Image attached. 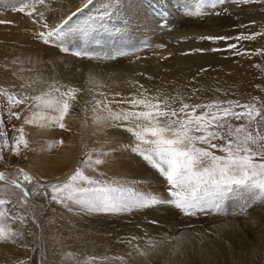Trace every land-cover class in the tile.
Returning a JSON list of instances; mask_svg holds the SVG:
<instances>
[{"label":"rangeland","instance_id":"rangeland-1","mask_svg":"<svg viewBox=\"0 0 264 264\" xmlns=\"http://www.w3.org/2000/svg\"><path fill=\"white\" fill-rule=\"evenodd\" d=\"M75 1L78 7H82L84 0ZM111 2L125 12L117 15L118 12L112 11V8L100 4L104 12L99 16L108 17L118 34L123 31L125 36L120 35L107 43H94V39L91 38V42L86 40L80 46L78 42L76 45L68 43L63 45L72 47L74 51L87 53L84 57L65 53L58 55L54 60V64L58 66L56 70L63 77H67L66 74L70 71H76L79 76L74 79L66 78L65 82L59 77L41 87L24 85L22 88L23 84L15 80L17 71L29 68L32 71L33 65L39 66L45 61L44 58H9L0 53V87L17 93L28 92L31 95L40 94L50 83L81 90L72 101L69 114L65 117V129L25 126L29 148L22 150L19 156L5 153L4 159L0 160V171L11 174L23 168L34 177L40 178L42 182L51 184L65 179L74 167L80 165L82 149L91 153L105 152L106 155L101 157L105 161L104 164L99 166L96 172H88L92 178L104 182L119 181L133 190L167 198L166 181L140 156L130 151V148L135 146L133 137L123 128L93 123L94 113L89 101L93 95L97 98L102 97L84 88L82 70L90 68L96 78L105 77L107 80H112L113 76L124 80L128 79L127 75L138 76L139 84L144 85L138 92L147 89L150 95L160 96L161 99L179 96L190 104L232 99L241 103H255L259 107L260 103L264 102L262 70L264 56L230 58V52L224 51L225 58L228 57V60L232 61H230L232 65L229 63L230 66L226 68L209 67L192 73H184L179 69L163 75L157 65L171 61L173 51L165 43H160L159 35L149 34L141 27L137 30L132 29L137 23V15H141L144 9L160 8L163 5L168 7L169 12L178 11V18L193 23V26H199L213 16L219 17L220 15L210 13L220 11V18L227 20V24L220 23L219 28L222 32H219H229L233 28L232 37L241 33L262 31L264 27H255L254 19L248 22L246 15L251 12L242 8L245 5L237 6L233 0H225L223 5L217 4L215 10L205 8L204 12L209 14L199 17H189L184 13L195 10L200 0H111ZM20 3L21 0L13 2L0 0V15H12L30 21L25 15L11 11ZM60 3V0H46V4L40 10L47 14ZM117 4L120 6L117 7ZM106 10L108 13L116 12V15L109 16ZM229 17H232V20ZM6 18L8 21L9 18ZM17 21L13 18L12 23L5 27L7 39H10L7 31L11 30L10 35L16 37L17 31L26 27L24 23L16 25ZM231 41L223 45L238 43ZM10 42L15 44H10L14 49L25 47L14 40ZM223 45L224 49L226 46ZM239 46L242 51L248 52L264 49V36L258 37L255 41L239 42ZM52 48L59 49L54 46ZM91 51L101 55L92 56L88 54ZM120 52L126 55H117ZM113 56L115 59H112ZM233 59L237 60L233 62ZM151 82L158 83L157 86L163 82L168 83L170 89L165 93L156 91L149 86ZM106 96L108 99L113 98L110 93H106ZM121 96L130 97L131 94L124 93ZM173 106L179 107V101L177 100ZM112 107L120 110L128 106L113 104ZM12 125L20 127L21 122L13 120L7 125L9 137L13 134ZM67 129L76 131L75 138L80 139L75 158L54 161L55 166L47 172L59 170V174L48 178L49 174L44 173L47 167L43 164L41 155L49 151L47 150L49 144L62 141L54 148V155L59 157V150L70 139V132L68 133ZM77 131L80 134H77ZM36 165L40 170L35 174L31 168ZM242 202L239 198H230L225 201L222 211L211 210L186 217L170 206L128 210L116 214L93 212L78 204L58 205L50 202V197L42 192L33 194L29 197L27 209H16L21 215L26 216V223L20 225L17 222L11 225L23 232L24 239L16 245L0 244V264H19L20 261H24L25 264H84V261L91 257L98 258L97 264H264V202L253 204L247 209L246 214H240L239 205ZM108 218L111 222H107ZM149 243L153 246L149 247ZM24 244L28 248L21 246ZM136 249L146 252L147 255H140ZM115 257L123 259L116 260Z\"/></svg>","mask_w":264,"mask_h":264},{"label":"snow or ice","instance_id":"snow-or-ice-1","mask_svg":"<svg viewBox=\"0 0 264 264\" xmlns=\"http://www.w3.org/2000/svg\"><path fill=\"white\" fill-rule=\"evenodd\" d=\"M224 2L200 0L195 10L185 11L184 14L189 17L206 15L209 13L204 12L205 8L215 10L217 4L223 5ZM233 2L237 6L264 4V0ZM93 3L94 0H84L82 7L55 25L49 24L44 11L40 10L46 0H21L20 5L11 11L30 19L36 26L35 38L42 44L58 47L61 52H70L75 57H84L87 53L71 51L63 45L66 38L87 35L94 30L95 23H71L74 17ZM153 11L161 18H166L162 7L154 8ZM106 14L110 16L112 13L106 10ZM210 14L220 15L216 11ZM4 23L10 22L0 20V24ZM100 27H103V23H100ZM241 27L247 28L249 25ZM262 36L264 30L241 33L234 37L203 36L200 39L237 41L227 43L224 49L212 48L211 51H229L233 56L250 58L264 56V49L242 51L239 42L255 41ZM117 55L126 53L120 52ZM89 82L96 87L103 86L95 80L90 79ZM140 88L143 89V85ZM80 91L57 83L48 84L47 89L38 95L17 93L0 87V160L4 159L5 153L19 156L22 150L29 148L25 126L65 129V117ZM98 95L102 98L93 96L89 101L94 113L93 123L114 125L129 133L135 142L130 151L140 156L166 181L168 197L142 193L125 187L119 181L104 182L92 178L88 172H96L104 164L101 157L106 155L105 152L91 153L82 149L80 165L74 167L65 179L51 184L42 182L23 168L11 174L0 171V244L16 245L24 239L23 232L11 226L17 222L20 225L26 223V216L16 209H27L29 197L41 192L50 197V202L58 205L72 203L93 212L113 214L170 206L180 214L191 217L205 211H222L225 201L230 198L242 200L239 205L240 214H246L253 204L264 202V102L259 107L255 103H241L232 99L190 104L179 96L161 99L160 96L150 95L147 89L130 97H123L120 93H115L112 99H108L103 92ZM177 100L179 107H174ZM113 104L128 107L116 110ZM13 120L20 121L21 126L12 125L13 134L9 137L7 125ZM59 143L62 141L49 144L47 150L51 151ZM21 246L28 248L26 244ZM148 246L153 245L149 243ZM136 250L142 256L147 255L146 252ZM97 261V257H91L84 264H97ZM19 264L25 262L20 261Z\"/></svg>","mask_w":264,"mask_h":264},{"label":"bare ground","instance_id":"bare-ground-1","mask_svg":"<svg viewBox=\"0 0 264 264\" xmlns=\"http://www.w3.org/2000/svg\"><path fill=\"white\" fill-rule=\"evenodd\" d=\"M9 1L13 2L14 0H9ZM60 1L61 3L57 5V7H55L53 10L45 14V17L49 24L55 25L60 23L62 19L71 15L72 12H75L79 6L75 0H60ZM100 4H104L109 8H112V11L115 10L116 12H118L117 15L118 14L120 15V13L123 14L125 12L123 9L116 8L114 4L111 2V0H94V3L90 5L87 8V10H84L82 13H79L76 17H74L71 23L83 24L85 22H90V23H95L96 27L94 28V30L89 31L87 35H73L70 38H66V40L64 41V45L66 43L71 45L72 44L76 45V42H78L80 46V44H82L86 40L91 42V38L94 39L93 40L94 43H100V42L107 43L110 41L112 42L113 40H115L116 37L120 35L125 36V33L123 31L118 34V31L113 28V26L111 25L112 22H110L108 17L105 18L102 17L101 20L100 18L101 16L99 15L102 14L104 11L103 9H101ZM161 7L166 13V18H161L158 14H154L153 9L158 7H151L148 10L144 9L141 15H137V23L135 24L132 30H137L138 28L141 27L144 30H147L149 34L159 35V37L161 38L160 43H165L173 51L174 56L171 59V61L159 63L157 65L158 69L163 75L167 73H174L179 69H181L184 73L185 72L192 73L204 68L219 67V66H225L226 68L227 66L232 65V63H230L231 60H228L229 59L228 57L225 58L224 51H216V52L211 51L212 48L223 49L222 45L226 43L225 41L210 42L207 40L200 39L203 36H215V35L229 36V37L233 36L232 35L233 28L232 30L230 29V31L232 32L227 31L220 33L222 32V30L219 28L220 23L227 24V20L225 19L223 20L222 18H220L221 14L220 16L217 15L219 17L213 16V18L208 19L199 26H195V25L193 26V23L186 22L183 18H178V11L169 12L167 6L163 5ZM242 8H244V10L251 12V13H247L246 15V19H248V22L254 19L256 21L254 25L255 27L257 26L264 27V4H260V3L249 4L243 6ZM116 12H112L113 17L116 15L115 14ZM5 17L9 18L8 21L10 23H12V19L15 18L18 20L16 22V25H19L20 23L21 24L24 23L26 24V27L21 28L20 26L21 29L17 31L16 37L10 35L11 30L7 31V34L10 36V39H7L4 30L5 27L10 23L0 24V53L7 55L9 58L26 59L27 57H33V58L43 57L44 60L46 61V63L45 61H43L42 64H40L39 66H35L31 64L33 65L32 71H30V68L17 71V74H15V80L18 83L23 85H32L35 87H41L43 84L49 82L52 79H58L59 77H61L66 82V78L74 79L79 76L76 73V71H70L69 73L66 72L68 73L66 74L67 77H63L56 70L58 66L57 64H54V60L58 55H63L65 53L61 52L59 49L54 50L52 46L44 45L41 42H39L35 38L36 26L33 25L31 21L18 19L17 17L12 15L4 16L3 14L0 15V20L7 21L5 20ZM229 18L232 20V17ZM110 19H112V17ZM98 21L100 23H103V27H100V23H97ZM212 28H216V29H212ZM250 28H251L250 30H252V27ZM238 29L240 30V28ZM254 30L257 29L254 28ZM11 40H14L19 45L25 47L23 49H14L10 45V44H14L10 42ZM228 42H232V41L230 40ZM146 46L148 49V45ZM68 48L71 51H74L72 47H68ZM198 49H203L205 51H197ZM88 54L92 56L101 55L99 53H96L95 51H91ZM235 57L234 56L231 57L230 55V58H235ZM236 58H238V56ZM235 61L233 59V62ZM82 73L84 74L83 76L84 88H87V90L90 93H94V94H99L100 92H103L105 94L110 93L112 95H114L115 93H120V94L130 93L132 95V94H136L138 90L141 89L140 85H143V84H139L140 80L138 76L130 77V75H127L126 76L128 78L127 80L113 76L112 80H107L105 77L96 78L93 73V70L90 68L83 69ZM90 79L97 81L99 84L103 86L96 87L94 84L89 82ZM34 81H41V82L34 83ZM157 84L158 83L156 82H151L149 86L155 89L156 91L159 90L164 93L167 91V89L168 91L170 89L168 83L163 82L160 86H157ZM67 131L68 133L70 132V139L68 142H66L63 145L62 149L59 150L60 152L59 157H56L54 155V149H52L51 151H45L42 153L43 155H41L44 161L43 164L47 167L46 168L47 170L44 173L49 174L48 178H52L53 176H58L59 174V170H55V171L51 170L50 172H47L48 169L55 166L54 161L68 159V158L74 160L75 158V152L77 151V147H79L80 139L78 137L75 138L74 134L76 133V131H70L68 129ZM77 134H80V132L77 131ZM39 170L40 169L39 167H37V165L31 168V171L35 174L39 173ZM107 222H111V220L108 218Z\"/></svg>","mask_w":264,"mask_h":264}]
</instances>
